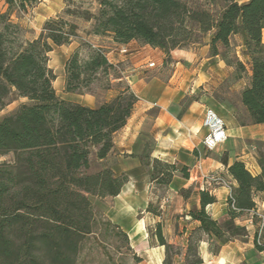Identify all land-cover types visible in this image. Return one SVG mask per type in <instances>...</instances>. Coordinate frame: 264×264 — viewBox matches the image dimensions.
Returning a JSON list of instances; mask_svg holds the SVG:
<instances>
[{
	"label": "trees",
	"instance_id": "1",
	"mask_svg": "<svg viewBox=\"0 0 264 264\" xmlns=\"http://www.w3.org/2000/svg\"><path fill=\"white\" fill-rule=\"evenodd\" d=\"M5 1L8 10L0 14V111L13 93L27 102L0 117V159L12 155L0 161V264H76L81 240L94 232L89 196L115 197L127 182L125 174L115 175L108 167L94 173L87 170L91 154L102 160L112 150L113 135L131 115L135 95L126 87L110 101L91 108L60 99L52 84L55 74L48 67V53L52 45L78 38L73 17L90 23L88 34L110 36L122 44L135 40L160 49L166 60L172 50L199 43L195 34L212 33V55L219 54V46L228 48L232 36L241 35L251 76L240 100L251 123L264 124V0H220L224 6L216 18L181 0H98L96 13L72 10V0H64L62 14L47 20L33 41L20 39L21 29L9 20V13L12 7L26 11L35 0ZM81 42L65 64V92L81 93L99 71L108 75L115 70L103 50ZM84 45L90 54L81 59ZM236 64L243 69L240 62ZM221 160L236 186L230 187L226 212L219 219L205 209L216 201L215 196L208 189L199 190V208L186 214L198 225L186 237L183 264L203 263L199 246L204 238L218 249L247 235L239 221L258 224L256 196L264 193V150L256 153L257 175L240 160L230 165ZM144 163L149 165V157ZM176 172L188 177L185 166L177 168L156 158L151 161L150 180L163 190ZM190 192L180 190L184 198ZM146 212L159 213L150 205ZM261 231L259 236L256 228L253 235L258 251H264V219ZM153 237L164 247L162 264H173V245L159 223Z\"/></svg>",
	"mask_w": 264,
	"mask_h": 264
},
{
	"label": "crops",
	"instance_id": "2",
	"mask_svg": "<svg viewBox=\"0 0 264 264\" xmlns=\"http://www.w3.org/2000/svg\"><path fill=\"white\" fill-rule=\"evenodd\" d=\"M237 1L245 3L249 0ZM64 8V0H45L27 6L26 11L12 7L9 20L19 26L24 41H33L40 36L44 23L61 15ZM7 10L6 1L0 0V14ZM75 23L79 26L78 38L66 45H52L48 53V67L55 74L53 87L56 95L62 100L91 108L110 101L126 87L136 97L126 124L113 135L112 150L104 159L98 160L101 167L110 168L115 175L127 176L120 193L111 197L114 205L108 211L111 222L129 235L132 246L147 244L143 224L132 223V218L146 211L149 203L151 161L154 158L175 164L177 168L185 166L188 171L187 178L176 172L164 190L161 196L163 213L170 218L180 215L179 219L189 220L186 214L191 210L190 204L193 203L195 209L199 208L198 192L208 189L216 201L205 209L212 218L219 219L226 212L230 187L236 186L221 159L224 158L228 165L240 160L253 175L260 172L252 148L256 142L264 141V132H261L264 124L243 123L239 114H246L243 119H249L248 112L229 94L239 82L243 83L242 91L249 81L242 82L226 58L211 54L212 33L200 43L172 50L169 60L165 61L164 53L158 48L135 40L117 43L110 36L88 34V31L81 34L90 29V23ZM80 40L104 51L108 62L122 75V78L115 79L116 82L121 81L124 87L119 89L111 80V85L97 92H65V64L79 47ZM240 43L237 49L245 52L242 36ZM151 63L153 66L150 67ZM207 108L213 109L223 119L227 131L225 142L213 150H208L203 144L207 130L202 126V120ZM147 157L149 165L144 163ZM210 173L221 175L228 187L218 184L206 187L205 176ZM181 189H190L189 197L184 198L180 194ZM164 199L167 200L165 206L162 204ZM256 201L257 212L264 213V193L257 195ZM171 225L177 229L175 241L180 238L185 250V236L190 228L186 225L180 227L179 222L166 226L169 229ZM245 226L248 231L245 237L228 241L218 249L214 248L211 240L204 238L199 246L202 264H264V251L255 249L253 243L254 225L248 220ZM155 249L164 252L162 246L156 245ZM178 262L183 264L182 259L178 258Z\"/></svg>",
	"mask_w": 264,
	"mask_h": 264
},
{
	"label": "rangeland",
	"instance_id": "3",
	"mask_svg": "<svg viewBox=\"0 0 264 264\" xmlns=\"http://www.w3.org/2000/svg\"><path fill=\"white\" fill-rule=\"evenodd\" d=\"M181 1L185 2L192 9L207 10L213 15L214 18L219 16L224 6V3H222L220 0H181ZM71 6H72L71 7L72 10H78V12H81L83 10H88L91 13H96L98 10V0H72ZM72 20L78 23L80 21L86 22L83 19L77 17H73ZM77 28L79 29L78 25ZM87 31H89V29L82 31L81 34H86ZM207 34L209 33H206L204 35L195 34V38H197V40L200 43L203 41V39L207 38ZM231 38L232 40L230 41V45L228 48H222L221 46H219L218 48L219 54L220 56L224 54V58H226L228 63H231L232 67L235 70V73L240 77V79H242V82L245 83L247 81H250L249 74L251 75V61L249 56L246 54V51L244 52L241 49H237V47L241 45L240 43L241 35L238 34L236 35V37L232 36ZM20 39L23 40V37H20ZM80 41H82L81 43H85L83 40ZM262 43L264 44V29L262 31ZM192 45L193 44L189 43L185 48H188ZM89 54H90L89 48H87V46L84 45L81 51V56H80L81 59L87 58ZM236 62H240L243 65V69L241 67H238ZM56 73H59L57 69H56ZM117 78L118 79L122 78V75L117 68H115L114 71H110L108 75L103 74L101 71H99L95 75V78L90 83L88 88H86L83 92H87V91L97 92L99 89H104L109 85H111L110 84L111 80L114 82L115 86L118 85L119 89L124 87L121 81L116 82L115 79ZM242 84L241 82H239L236 89H232V91L229 93L231 98L233 100H236L239 106L241 100L238 94L241 91ZM26 102L27 100L25 98H20L16 96L15 93L11 94L8 97V103L0 111V117L14 112L21 104ZM243 115L246 116V114H239L242 122L245 123L248 121L249 123H251L250 118L243 119ZM261 132H264V129H262ZM263 143L264 141L256 142L252 150L255 151V153H257L258 150H264ZM11 157L12 155L9 154L7 156L2 157L0 161L9 160L11 159ZM102 168L103 167L99 165L98 160L96 159L94 153L91 154L90 167L87 171L89 173H94ZM163 193L164 190L160 188L156 184V182H152L148 195L149 196L148 205L151 206L152 210L158 211L159 212L158 215L156 216L155 214L144 211L142 214L139 213L134 218H132V223L136 225L139 223L143 224L142 231L143 234H145V241H147V244L145 242L144 244L135 247L131 245V240L129 239L130 238L129 235H127V233L121 230V228L118 225H115L113 222H111V219H109L108 217V211L114 207V205L112 204L111 197L98 198L95 196H89V200L92 204V208L95 216L94 232L89 235H86L81 240L80 250L78 253L76 264H162L163 259L165 257V250L162 253L161 251L159 252V250L155 249L156 245L158 244L156 243L153 237V234L155 232V227L158 223L162 227V233L166 238V240L168 242L169 240H172V243L170 244L173 245V248L170 251L172 255L176 254L175 257L176 261L173 264H182L179 262L177 263V259L178 258L179 260L181 259L182 252L184 251L183 247L181 246L180 238H177L178 241H175L174 236L177 235V229L174 230L172 225L168 229V226L166 225L179 222L180 227L186 225L188 228H190V230L191 228H194L195 225L190 219L189 220H186L185 218L179 219L180 215L172 216L171 217L173 218L172 220L169 215L163 213L164 210L163 208H161V199H162L161 196L163 195ZM165 202H167L166 199H164L162 203L164 204V206H165ZM190 206L191 209H195L193 203H191ZM258 214H259L258 224L253 226V230L255 231L256 228H258L259 236H260L262 234L261 231L263 228L262 217L264 218V213H258ZM248 220L249 219H243L239 221V224L246 225V221ZM249 230L250 232H252V229ZM187 236H185V238ZM260 241L263 242L261 239ZM152 247H154V249Z\"/></svg>",
	"mask_w": 264,
	"mask_h": 264
},
{
	"label": "built area",
	"instance_id": "4",
	"mask_svg": "<svg viewBox=\"0 0 264 264\" xmlns=\"http://www.w3.org/2000/svg\"><path fill=\"white\" fill-rule=\"evenodd\" d=\"M45 0H35V4L44 2ZM153 66V63L149 64ZM202 126L206 128L207 134L203 140L204 146L208 150H213L227 139V131L222 118L212 109L207 108L202 120ZM206 187H212L213 185H225L224 178L217 173H210L205 176ZM262 217V221H263Z\"/></svg>",
	"mask_w": 264,
	"mask_h": 264
}]
</instances>
